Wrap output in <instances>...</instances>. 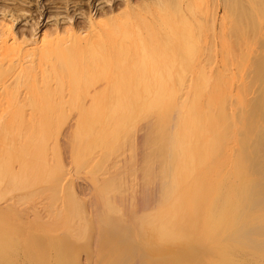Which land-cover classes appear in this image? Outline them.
<instances>
[{"label": "bare ground", "instance_id": "1", "mask_svg": "<svg viewBox=\"0 0 264 264\" xmlns=\"http://www.w3.org/2000/svg\"><path fill=\"white\" fill-rule=\"evenodd\" d=\"M45 1L0 0V208L36 202L43 194L53 208L57 193L69 191L57 160L60 143L65 148L71 144V157L97 177L145 119L146 130L139 136L149 149L142 204L122 211V179L105 177L99 186L104 193L112 191L110 196L102 205L91 198L71 206V219L84 221L82 213L95 205L94 224L113 221L114 232H129L131 225L122 222L126 216L132 225L145 221L152 229L146 231L147 239L158 240L166 254L264 256V87L256 94L249 89L255 80L264 85V0H210L209 22L197 27L194 3L201 0ZM28 12L45 16L48 29L39 34L35 28L17 30L15 21ZM127 14L134 15L118 22ZM201 28L212 29L215 39L229 29L241 34L239 57L224 58L210 77L199 72L196 79L179 82L181 92L170 88L164 76L142 88L134 78L113 77L95 85L89 100H80L85 84H96L108 65L124 63L118 61L133 35L150 34L151 43L180 40L192 56L198 38L191 35ZM215 50L212 46L209 52ZM147 56L140 65L152 64ZM172 64L169 52L162 64L168 68L159 73L169 74ZM76 65L90 72L78 71ZM232 65L250 72L244 92L237 90L234 99ZM70 108L78 109L76 119L63 127ZM75 183L88 190L85 182ZM2 217L0 223L9 224L7 237L24 228L14 214ZM130 251L132 247L125 248L108 264L146 262Z\"/></svg>", "mask_w": 264, "mask_h": 264}, {"label": "rangeland", "instance_id": "2", "mask_svg": "<svg viewBox=\"0 0 264 264\" xmlns=\"http://www.w3.org/2000/svg\"><path fill=\"white\" fill-rule=\"evenodd\" d=\"M100 1L104 2L105 0ZM209 1L201 0L194 3L198 9V14L192 18L195 27H197V23L208 24L210 15L206 11V5ZM40 2L42 5L43 3L47 4L45 0H40ZM40 10H43V8L40 7ZM51 10L55 11L57 9L52 7ZM45 12L44 15L47 17L49 14ZM78 12L79 10L74 11L76 15H78ZM69 13L70 15L73 14V7L70 8ZM128 15L134 14L121 15L118 22L126 20ZM43 17L45 16L38 18L37 13L33 17L28 12L19 17L14 26L17 25V30H26L27 28L34 30L35 28V31L39 34L40 30L43 31L49 27L46 23L47 19H43ZM37 20L39 23H37ZM151 21L152 19L148 20L149 23ZM234 32L236 31H230V29L226 32H218L215 39L212 29H195V33L191 36L198 38V41L195 42L196 53H193L192 56L183 49L180 40L175 42L158 40V43H151L154 40L150 39L152 37L150 34L133 35V38L124 44L126 49L124 58L118 61L124 63L108 65L107 74L99 77L96 84H85L82 90L79 91L80 100H89L95 85L104 82L105 84L106 82L109 83V80L113 77L134 78L139 81V88H142L148 80L164 76L169 78L168 85L170 88L181 92L179 91V82H189L196 79L199 72H204L206 77H210L211 69L216 70L221 67L224 58L239 57L242 52V37H240V33V35L235 36ZM164 43L170 45L162 47ZM212 46L216 47L214 53L209 52ZM117 51L119 58H121V50L118 49ZM169 52L173 61V64L169 67L171 72L161 75L159 71L168 68L165 65L162 66V64L166 61ZM145 54L148 55L145 61L149 60L148 62L152 63L148 66L140 65L141 58ZM74 68L78 71L88 70L90 72V68L87 66L76 65ZM229 69L231 73L234 71L235 74L236 81L231 92L234 99L237 90L244 92L243 82L249 79L250 72L248 70L237 71V68L233 65L229 66ZM252 84L249 89H255L253 94L257 93L260 86L264 87L262 81L259 80L253 81ZM138 93L145 95L149 92L139 90ZM69 110L66 122L62 123L63 127L69 121H75L76 119L78 109L70 108ZM146 122L147 120L144 119L137 123L134 134L124 142L123 151L108 164H102V168H105L106 172L97 173V177H93L87 167L79 166L75 159L71 157V144L65 148L60 143V154L57 156V160L65 173L62 183L64 186L68 184L69 191L64 189L63 192L59 191L57 193L54 209L47 206L48 200L45 198V194L40 195L36 202L31 201L19 207H15L9 202V206L6 205V207L0 208L2 219L14 214L25 224L21 230L22 232L18 231V233L21 232L20 234L17 233V235L7 237L5 227L9 224L0 223V264H108L110 259L115 260L127 247H132L131 256L146 259L143 264H264V256L248 255L247 258L246 256H213L205 258L200 255H184L179 252L166 254V250H163V252L159 250L161 245L158 240L147 239L145 233L152 229L145 221L132 225L130 217L126 216V219L122 222L124 225H131L128 229L129 232L120 230V228L114 232L113 221L94 224L92 220L95 217L93 210L95 205L88 207L86 212L82 213L84 221L79 222L77 219H71L69 216L71 206L80 207L82 202L89 203L91 198L96 200L95 203L102 205L103 200L108 195L110 196L112 191L104 193L102 187L99 186L105 177H109L111 180L115 178L117 180L122 179V186L119 185L122 192L118 194L121 200L124 199L122 200L124 205H120L122 211H125L126 208H128V211L133 210L135 205L142 204L139 199L147 192L145 186L147 180L142 173L147 165L146 160L148 157L146 158L145 154H149V149H144L139 136L145 132L146 129L143 126ZM51 162L55 165L53 159ZM77 181L85 182L88 190L86 192L79 190L75 185ZM157 209V207L153 208L149 212L152 213ZM74 224L76 225L73 226ZM127 255L129 254L127 253ZM129 258V256L125 257V259Z\"/></svg>", "mask_w": 264, "mask_h": 264}]
</instances>
